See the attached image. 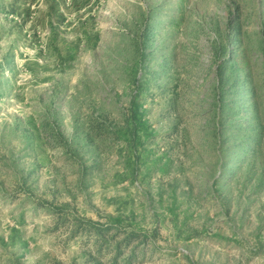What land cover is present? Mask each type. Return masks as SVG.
<instances>
[{
  "label": "rangeland",
  "instance_id": "374dc122",
  "mask_svg": "<svg viewBox=\"0 0 264 264\" xmlns=\"http://www.w3.org/2000/svg\"><path fill=\"white\" fill-rule=\"evenodd\" d=\"M0 264H264V0H0Z\"/></svg>",
  "mask_w": 264,
  "mask_h": 264
}]
</instances>
